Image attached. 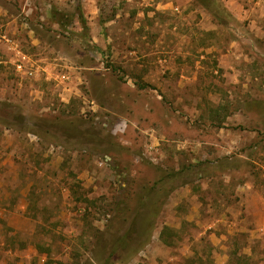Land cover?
Here are the masks:
<instances>
[{"label":"rangeland","instance_id":"374dc122","mask_svg":"<svg viewBox=\"0 0 264 264\" xmlns=\"http://www.w3.org/2000/svg\"><path fill=\"white\" fill-rule=\"evenodd\" d=\"M218 1H0L41 66L0 79V264H217L215 219L264 264V0Z\"/></svg>","mask_w":264,"mask_h":264},{"label":"crops","instance_id":"0c3cea01","mask_svg":"<svg viewBox=\"0 0 264 264\" xmlns=\"http://www.w3.org/2000/svg\"><path fill=\"white\" fill-rule=\"evenodd\" d=\"M24 10H26V7H23V12ZM28 10H32V9L29 8ZM0 25L6 31L7 36L13 41L12 44L0 42V54L4 61L3 64H0V79L8 75L10 76L13 73H15L16 77L22 78L23 76L18 75L15 70V65L18 61L24 62L26 65H34L37 70L35 75H37V73H39L41 70V66L39 64L40 60L34 59L27 52L25 44L19 37V35H22V33L26 30L27 24L23 22H19L17 18L14 16L11 9L8 6L2 4L1 2H0ZM10 71H12V73ZM6 92L7 90L4 89V87L0 84V98L4 97V94H6ZM177 191L178 190H175L173 195L180 194ZM181 200L183 199L179 198V202H181ZM176 204H178V202ZM217 223H219V221L215 219L213 220L212 223L208 225H203V227H205L206 229L204 232L206 233L207 229L210 230L213 228V231H210V235H209V238L211 240L212 253L214 255L215 254L220 255L219 260H217V264H228L229 263V250H228L229 247L227 243L228 236L226 234H219V235L216 234L215 231L217 230V226H218ZM192 245L193 243H190L189 245L190 248Z\"/></svg>","mask_w":264,"mask_h":264},{"label":"trees","instance_id":"16d2710c","mask_svg":"<svg viewBox=\"0 0 264 264\" xmlns=\"http://www.w3.org/2000/svg\"><path fill=\"white\" fill-rule=\"evenodd\" d=\"M197 2H199L200 4L203 5V7H205L206 9H208L215 18H217L219 21L223 22V20H225V16L228 14V9L226 7H224L223 5H221V3L218 1V0H196ZM83 25H85V23H83ZM183 171H175V172H172L174 173V175L172 176V178H175L178 179L179 175L182 174ZM172 182L174 180H171ZM167 191H175L176 188L174 186L170 187L169 189H166ZM156 200V199H155ZM157 204V205H156ZM154 204L155 206L159 207L161 206V202H158ZM134 211V210H132ZM197 260V259H195ZM194 259H191L190 263L189 264H196L197 261H195ZM200 262H205L203 261V259H198ZM50 264H53L50 263ZM59 264V263H58ZM61 264V263H60ZM201 264H204V263H201ZM206 264H213L210 260L207 261Z\"/></svg>","mask_w":264,"mask_h":264},{"label":"built area","instance_id":"2783aa9c","mask_svg":"<svg viewBox=\"0 0 264 264\" xmlns=\"http://www.w3.org/2000/svg\"><path fill=\"white\" fill-rule=\"evenodd\" d=\"M0 42L10 43L12 44V40L7 36L6 31L4 28L0 25ZM3 58L0 54V64H3ZM15 70L18 75H21L23 77L31 78L35 76L37 70L34 65H26L24 62L18 61L15 65Z\"/></svg>","mask_w":264,"mask_h":264}]
</instances>
